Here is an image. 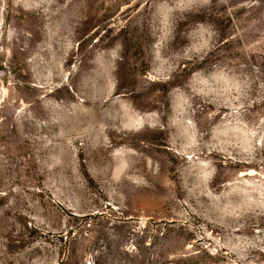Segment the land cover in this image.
I'll use <instances>...</instances> for the list:
<instances>
[{"label": "rangeland", "instance_id": "rangeland-1", "mask_svg": "<svg viewBox=\"0 0 264 264\" xmlns=\"http://www.w3.org/2000/svg\"><path fill=\"white\" fill-rule=\"evenodd\" d=\"M0 264H264V0H0Z\"/></svg>", "mask_w": 264, "mask_h": 264}]
</instances>
